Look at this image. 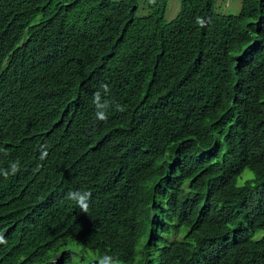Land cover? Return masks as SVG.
Instances as JSON below:
<instances>
[{
    "label": "trees",
    "instance_id": "16d2710c",
    "mask_svg": "<svg viewBox=\"0 0 264 264\" xmlns=\"http://www.w3.org/2000/svg\"><path fill=\"white\" fill-rule=\"evenodd\" d=\"M215 2L0 0V264H264V0Z\"/></svg>",
    "mask_w": 264,
    "mask_h": 264
},
{
    "label": "clouds",
    "instance_id": "9594fccd",
    "mask_svg": "<svg viewBox=\"0 0 264 264\" xmlns=\"http://www.w3.org/2000/svg\"><path fill=\"white\" fill-rule=\"evenodd\" d=\"M199 23L203 25V20H199ZM105 92L108 91L107 85L104 86ZM94 104L96 105V118L100 121L107 120V115L105 112V109L108 107L107 102L101 103V95L99 92L94 93ZM118 111H124L123 107L118 106ZM48 155V152L45 150L42 152L40 159L44 160ZM21 166L19 160L11 161L7 168H0V177H3L4 179H8L12 176H15L18 172H20ZM92 193L91 191H80V190H72L69 191L66 194L65 199L69 201H74L77 207L84 213L89 212V201L91 200ZM7 240L5 239L3 234H0V244H6ZM73 259H77V254H73ZM95 264H120V261L118 258L113 257L109 254H103L99 257H97Z\"/></svg>",
    "mask_w": 264,
    "mask_h": 264
},
{
    "label": "rangeland",
    "instance_id": "374dc122",
    "mask_svg": "<svg viewBox=\"0 0 264 264\" xmlns=\"http://www.w3.org/2000/svg\"><path fill=\"white\" fill-rule=\"evenodd\" d=\"M216 10L223 13L237 14L241 10V0H216L215 2ZM180 9L179 0H169V6L165 14V20H172L178 13ZM240 182L242 183L246 178L254 176V173L250 170H245ZM91 252H88V255Z\"/></svg>",
    "mask_w": 264,
    "mask_h": 264
}]
</instances>
